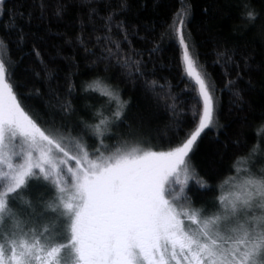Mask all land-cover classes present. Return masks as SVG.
Listing matches in <instances>:
<instances>
[{
  "label": "trees",
  "instance_id": "trees-1",
  "mask_svg": "<svg viewBox=\"0 0 264 264\" xmlns=\"http://www.w3.org/2000/svg\"><path fill=\"white\" fill-rule=\"evenodd\" d=\"M181 44L212 98L211 122L186 157L196 209L260 157L264 0H0V62L17 106L90 154L168 151L190 138L203 103ZM59 193L30 175L13 195L40 206Z\"/></svg>",
  "mask_w": 264,
  "mask_h": 264
},
{
  "label": "rangeland",
  "instance_id": "rangeland-1",
  "mask_svg": "<svg viewBox=\"0 0 264 264\" xmlns=\"http://www.w3.org/2000/svg\"><path fill=\"white\" fill-rule=\"evenodd\" d=\"M181 46L202 117L183 145L161 152L68 147L23 114L0 62V264H264V143L214 204L195 209L186 200V157L211 122L212 98ZM30 175L61 193L40 206L13 195ZM67 234L63 247L51 246ZM62 248L71 258L61 263Z\"/></svg>",
  "mask_w": 264,
  "mask_h": 264
},
{
  "label": "flooded vegetation",
  "instance_id": "flooded-vegetation-1",
  "mask_svg": "<svg viewBox=\"0 0 264 264\" xmlns=\"http://www.w3.org/2000/svg\"><path fill=\"white\" fill-rule=\"evenodd\" d=\"M90 233H91V235L94 233V230H91L90 229ZM68 235V234H67ZM65 237H63V238H61L60 240H58L57 242H55V243H53L51 246H53V245H60V246H62L63 247V244H65L66 243V239H64ZM67 238H68V236H67ZM0 245H1V241H0ZM47 247V246H46ZM65 247V246H64ZM70 251V249L68 250H65V249H63L62 248V250H61V255H60V259H61V263L62 262H66V260L68 261L69 260V258H71L70 256H68L69 255V252ZM65 254H68V255H65ZM86 255V254H85ZM85 257H87V256H85ZM143 262H141V261H132V260H130V261H128L127 259L125 260V261H122V263L121 264H142Z\"/></svg>",
  "mask_w": 264,
  "mask_h": 264
}]
</instances>
